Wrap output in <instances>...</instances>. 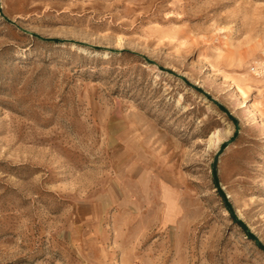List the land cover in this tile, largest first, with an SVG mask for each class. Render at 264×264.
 I'll return each instance as SVG.
<instances>
[{"label": "rangeland", "instance_id": "1", "mask_svg": "<svg viewBox=\"0 0 264 264\" xmlns=\"http://www.w3.org/2000/svg\"><path fill=\"white\" fill-rule=\"evenodd\" d=\"M0 264H264V0H0Z\"/></svg>", "mask_w": 264, "mask_h": 264}]
</instances>
